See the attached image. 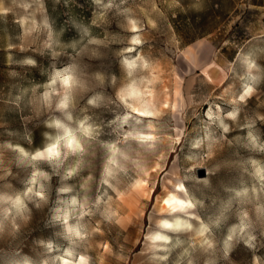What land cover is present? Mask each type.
<instances>
[{
  "label": "rangeland",
  "instance_id": "1",
  "mask_svg": "<svg viewBox=\"0 0 264 264\" xmlns=\"http://www.w3.org/2000/svg\"><path fill=\"white\" fill-rule=\"evenodd\" d=\"M132 20L138 32L131 31ZM133 36L143 43L132 45ZM138 55L149 68L138 62L129 76L123 61ZM245 56L259 66L253 74L260 79L246 103L233 104L243 85L251 83ZM65 68L80 82L67 110L72 121L56 110L59 96H53L51 107L43 99L55 73ZM132 81L153 92L149 103L159 115L139 117L118 99L117 93ZM95 97L98 106L88 103ZM208 108L229 125L228 133L219 121L209 120ZM236 109L237 119H227ZM128 114L131 119L121 126ZM85 117L98 135L85 141V153L69 155L62 165L30 161L16 150L44 148L50 142L45 134H57L47 127L53 119L75 128ZM150 123L159 138L155 148L125 140V133L147 131ZM249 132L264 144V0H0V195L23 194L36 169L51 177L39 181L47 201L26 199L28 211L22 217L13 212L5 219L3 209L9 205L0 204V264H60L56 257L69 248L88 256L89 264H253L254 256L264 264V188L251 163L264 167V152L250 145ZM209 134L212 140L205 139ZM197 140L203 143L193 148ZM110 143L129 157H118L126 171L110 178L117 191L102 183L109 156L104 145ZM77 164V173L63 179ZM138 178L148 183L133 190ZM179 182L188 197L202 202L193 211L211 228V249L201 246L205 237L197 235L200 221L195 219L190 221L193 231H169L168 251L153 248L146 239L161 231L160 220L174 219L162 196ZM63 187L72 191L59 192ZM244 189L248 196L238 197ZM72 197L87 200L90 213L79 221L87 236L75 243L53 220L55 209L65 207L61 201ZM109 207L118 213L111 219ZM245 211L256 247L249 249L247 235L241 239L238 233L228 242L226 255L227 237Z\"/></svg>",
  "mask_w": 264,
  "mask_h": 264
},
{
  "label": "clouds",
  "instance_id": "2",
  "mask_svg": "<svg viewBox=\"0 0 264 264\" xmlns=\"http://www.w3.org/2000/svg\"><path fill=\"white\" fill-rule=\"evenodd\" d=\"M110 7V5H109ZM132 24L131 31L138 32L139 28L136 27V21H130ZM143 43L142 39L139 36H133L131 39L132 45H141ZM126 51L132 52L135 51V48H129ZM237 59H240V56H237ZM139 66L144 69L149 68V62L145 60L142 56L138 55L135 59H125L123 61L124 65L128 69V75L131 76L133 71ZM242 62L246 65L248 79L251 83H246L243 85V91L238 96V98L231 101V103H246L247 98H250L255 92V85L259 83V77L254 75V71H259V66L257 63L252 60L250 57L245 56L242 59ZM27 63H35L34 61H27ZM115 79V78H113ZM152 81H148L151 83ZM79 80L75 76L74 72L70 68H65L63 71H57L54 77L51 80V83L47 86L49 91H45L43 94V99L48 107L52 106L53 96H59L60 99L55 104V108L57 111L65 114L66 119L68 121H72V115L67 111L71 105V92L79 85ZM59 85V89L57 88ZM61 90L63 94L61 95ZM153 92L145 88L141 90L137 86L136 81H132L128 86L121 89L117 93L118 99L129 109L131 112L136 113L139 117H155L159 115L157 111L154 110V106L150 104L148 101L144 100L145 96L151 97ZM99 97L92 98L88 101L90 105L98 106L97 100ZM133 101H140L141 106L137 107L133 103ZM218 111L220 110L219 105L216 106ZM209 120L219 121V127L223 130L224 133H228L230 128L229 125L224 122V119L221 118L220 115L214 114L211 108H208L206 112ZM239 116V109L230 111L226 114L227 119H231L235 121ZM129 119H131V114L125 115L122 118L121 126L123 124H127ZM138 124L141 123L140 120L136 121ZM47 127L53 128L57 130V134L52 136L50 134H45L47 139L50 141L47 143L44 148L37 149L33 153H29L23 147L16 146V150L20 153V156L30 161H46L49 163H54L56 166L62 165L65 160L68 159L69 155L75 154H83L86 152L85 141L94 139L96 135H98V129L96 126L89 123V118L85 117V119L78 122L77 127H72L70 124L65 123L61 119H53L52 121L47 123ZM134 140L138 142L140 145H147L149 149H153L156 146V142L158 141V136L155 134V128L150 123L147 126V131H128L125 133V140ZM206 140H212V136L209 134L205 137ZM248 140L250 145L261 152H264V144L259 142V138L254 135L252 132L248 133ZM203 141L197 140L193 143V148L201 147ZM109 152V156L104 165L103 172V180L102 183L108 185L109 188H112L113 191H117L114 185L111 183L110 178H115L119 171H126L123 165L120 163L119 158L124 160H128L129 157L125 152H123L118 146L117 143H110L104 145ZM9 147H12L9 145ZM209 148H211V144H209ZM251 163L255 166L254 175L258 178L261 184V188H264V167H261L259 162L256 160H252ZM79 170V164L75 167H71L65 173L63 179L67 180L73 177L77 171ZM144 176H148V172L144 169ZM40 179L50 180L51 177L45 171L40 169H36L32 173V177L29 181L30 187L23 194H16L15 196L10 195H0V204L9 205V207H5L3 209V213L5 219L8 216L12 215L13 212L16 216H23L26 211H28V205L26 203V199L31 200L33 197L39 198L41 201H47V195L45 192L44 185L40 183ZM91 179V177H89ZM147 180L136 179L132 184L131 188L133 190L137 189L141 185L146 186ZM72 189L70 187H63L59 189L61 193H69ZM177 193H183L184 198H181ZM252 193L254 195H258L257 189L253 187ZM107 194V193H105ZM249 194L248 189H244L242 192H237L236 195L238 197H247ZM102 198H98L97 204L100 203ZM112 198L109 197V200ZM62 204L65 205L63 208H56L55 215L53 216V220L61 223L64 226L65 232L67 233V239L71 240L72 243H75L76 240H84L87 236L84 227L79 223V221L83 220L84 216L89 215L90 213L86 211L87 200L84 203H81L76 197H72L69 200L61 201ZM164 207L168 210L167 214L169 216H173L174 219H162L158 222V228L161 231H157L152 233L146 237L147 240L152 241L153 248H159L163 251H168L166 245H168L170 241V237L165 234L166 231L171 232H181V231H193V224L190 222L195 219L200 221V227L197 230V235L200 237H205L203 240L202 247L206 246L207 249H211L214 247V243L207 238V234L210 233L211 228L208 224L204 223L203 220L198 217L194 209L197 208L198 205L202 206V202L198 200H194L188 197V190L183 183H179L175 187V192H170L168 196L163 200ZM39 207V205H37ZM79 209V213L77 211ZM177 213H182L183 216L188 217V219L181 218L177 216ZM118 213L116 211H112L109 207L106 210V216L108 219H111L113 216H117ZM75 219L77 223L73 224L71 221ZM215 226H219L220 219H217L215 222ZM2 224H0V230H2ZM251 227V222L249 221L248 212H243L241 215L240 225L237 227H233L231 229V234L227 237L226 242V255L231 250V242L233 238L239 233L240 238L244 239L245 234L247 238L244 239L245 245L249 249H254L256 247L254 241H256V236L252 235L247 230ZM161 242V243H157ZM46 247L49 251L53 250L52 243H48ZM161 260H167L168 256L159 257ZM259 257H253V264H259ZM56 260L60 262V264H89L90 258L86 255H77V253L69 248L65 250L62 256L56 257ZM25 264H30L29 261H25ZM44 264H48L47 261H44ZM191 264V261L189 262Z\"/></svg>",
  "mask_w": 264,
  "mask_h": 264
},
{
  "label": "bare ground",
  "instance_id": "3",
  "mask_svg": "<svg viewBox=\"0 0 264 264\" xmlns=\"http://www.w3.org/2000/svg\"><path fill=\"white\" fill-rule=\"evenodd\" d=\"M140 88V87H139ZM141 90H143L142 88H140ZM144 100L145 101H150V97H144ZM134 104H135V106H137V107H140L141 106V102L140 101H134ZM179 183H182V182H179ZM178 183V184H179ZM170 192H175V188H174V190H168L167 191V193L165 194V195H163L162 196V199L164 200L167 196H168V194L170 193ZM181 198H184V195L182 194V193H177ZM177 214H179V213H177ZM177 216H180V215H177ZM181 217V216H180ZM166 219H168V218H166ZM169 220H172V219H169ZM165 234H167L169 237H170V232L169 231H166L165 230ZM201 238H203V237H201ZM158 244L159 243H161V242H157Z\"/></svg>",
  "mask_w": 264,
  "mask_h": 264
}]
</instances>
